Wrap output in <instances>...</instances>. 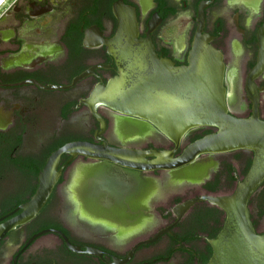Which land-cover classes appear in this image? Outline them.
<instances>
[{"label":"flooded vegetation","instance_id":"flooded-vegetation-1","mask_svg":"<svg viewBox=\"0 0 264 264\" xmlns=\"http://www.w3.org/2000/svg\"><path fill=\"white\" fill-rule=\"evenodd\" d=\"M118 7L134 10L137 37L150 39L157 56L176 66L189 64L196 44L219 51L229 113L264 121V0H5L0 7L1 222L20 212L11 215L34 194L46 160L64 144L99 145L103 139L141 156L174 151L176 158L215 131L191 128L176 147L149 121L97 101L96 94L118 76L104 43L116 33ZM251 161L252 152L239 149L199 155L193 164L173 170L149 169L137 161L142 169L136 170L62 154L45 205L0 241V264H13L15 257L16 264H54V254L86 264H205L212 253L209 240L222 228L225 214L196 199L229 195L235 187L224 190L243 179ZM185 171L192 172L189 178L179 179ZM93 188L100 191L92 202ZM262 189L249 204L254 198L257 204ZM75 191L80 217L72 215ZM190 200L195 201L187 210L178 207ZM85 208L95 218L85 219ZM49 228L80 250L96 248L101 255L72 252L53 233L29 241ZM50 235L56 242L43 241Z\"/></svg>","mask_w":264,"mask_h":264},{"label":"water","instance_id":"water-1","mask_svg":"<svg viewBox=\"0 0 264 264\" xmlns=\"http://www.w3.org/2000/svg\"><path fill=\"white\" fill-rule=\"evenodd\" d=\"M115 10L118 27L113 38L104 43L117 62L118 76L106 90L96 94L100 97L97 101L112 110L149 121L176 147L191 128L205 126L215 131L189 145L176 158L173 157L174 151H149L141 153V156L134 151L110 146L103 139L99 145L83 141L64 144L46 160L34 194L11 215L18 210L20 212L6 221L1 222L4 217L0 219V241L9 231L35 217L45 205L58 181L60 171H57V165L62 154L70 155L71 159L82 155L110 161L136 170L142 169L137 161L144 160L142 163H146L149 169L173 170L193 164L199 155L244 149L252 152L251 165L243 179L236 186L231 183L224 192L230 193L235 189L226 196H201L196 199L215 204L225 214L222 228L209 240L212 253L205 264H264V229L262 233L255 230L249 208L251 197L264 182V121L255 115L239 118L229 113L223 85L224 65L219 51L208 45L196 44L190 53L189 64L176 66L169 59L157 56L150 39L137 37V23L132 8L118 7ZM145 155H152L155 159L147 161ZM190 173L185 171L178 177L189 178ZM99 191L95 188L89 190L92 202ZM77 192H74L76 199L71 193L70 200L74 204L72 215L80 217L83 214H78L80 200ZM194 201L190 200L178 207L185 211ZM85 212V219L95 218L89 209ZM48 233L62 238L72 252L101 255V251L96 248L80 250L60 230L54 228L34 234L29 241ZM42 239L56 242V238L51 235ZM53 260L54 264H86L76 256L54 254ZM13 264H16V257Z\"/></svg>","mask_w":264,"mask_h":264},{"label":"rangeland","instance_id":"rangeland-1","mask_svg":"<svg viewBox=\"0 0 264 264\" xmlns=\"http://www.w3.org/2000/svg\"><path fill=\"white\" fill-rule=\"evenodd\" d=\"M256 205L257 204L255 203V198H254L252 203L249 204L250 214L255 217V220H256L257 225H258V230H261L264 228V216H263V218H261L260 214L258 213V209H257ZM263 215H264V213H263Z\"/></svg>","mask_w":264,"mask_h":264},{"label":"trees","instance_id":"trees-1","mask_svg":"<svg viewBox=\"0 0 264 264\" xmlns=\"http://www.w3.org/2000/svg\"><path fill=\"white\" fill-rule=\"evenodd\" d=\"M264 186V182L262 183L261 187ZM256 200H258L257 202V209H258V213L260 215H262L264 213V189H262V191H260V193L257 194L256 196Z\"/></svg>","mask_w":264,"mask_h":264},{"label":"bare ground","instance_id":"bare-ground-1","mask_svg":"<svg viewBox=\"0 0 264 264\" xmlns=\"http://www.w3.org/2000/svg\"><path fill=\"white\" fill-rule=\"evenodd\" d=\"M4 2H5V0L1 2L0 6H1L2 4H4Z\"/></svg>","mask_w":264,"mask_h":264},{"label":"snow or ice","instance_id":"snow-or-ice-1","mask_svg":"<svg viewBox=\"0 0 264 264\" xmlns=\"http://www.w3.org/2000/svg\"><path fill=\"white\" fill-rule=\"evenodd\" d=\"M0 2H2V0H0Z\"/></svg>","mask_w":264,"mask_h":264},{"label":"built area","instance_id":"built-area-1","mask_svg":"<svg viewBox=\"0 0 264 264\" xmlns=\"http://www.w3.org/2000/svg\"><path fill=\"white\" fill-rule=\"evenodd\" d=\"M1 6H2V5H1ZM1 6H0V7H1Z\"/></svg>","mask_w":264,"mask_h":264}]
</instances>
